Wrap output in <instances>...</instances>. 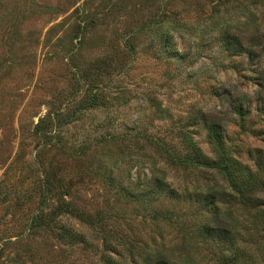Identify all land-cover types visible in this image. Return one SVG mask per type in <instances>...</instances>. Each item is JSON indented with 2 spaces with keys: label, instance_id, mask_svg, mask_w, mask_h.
I'll list each match as a JSON object with an SVG mask.
<instances>
[{
  "label": "rangeland",
  "instance_id": "obj_1",
  "mask_svg": "<svg viewBox=\"0 0 264 264\" xmlns=\"http://www.w3.org/2000/svg\"><path fill=\"white\" fill-rule=\"evenodd\" d=\"M231 36L255 57L229 50ZM209 116L243 167L264 169V0H0V264H102L105 240L203 259L182 197L228 185L147 138L177 153L186 135L214 160ZM154 180L180 200L128 195Z\"/></svg>",
  "mask_w": 264,
  "mask_h": 264
},
{
  "label": "trees",
  "instance_id": "obj_2",
  "mask_svg": "<svg viewBox=\"0 0 264 264\" xmlns=\"http://www.w3.org/2000/svg\"><path fill=\"white\" fill-rule=\"evenodd\" d=\"M229 39L232 40L229 42V50H237L236 55L247 54L251 58L255 57L254 48L249 47L248 43L244 44L234 36ZM247 108L242 103L236 106L234 109L236 118L244 120L248 114ZM42 123L41 119L35 125L37 131H40ZM202 128L206 131L207 142L214 147V160L202 154L197 144L189 137H185L186 135L182 136L183 139L181 138L185 151H176L177 153H172L171 144L164 143L163 140L158 142L152 138L147 139L172 165L205 169L227 183V188L216 183L208 187L204 194L194 193L191 196L182 197V200L187 202L190 200L195 206L194 219L197 222L194 235L198 241V247H201L203 254L207 252V255L201 259L202 261L189 253L183 252L176 255L172 251H167L163 244H157L154 241L153 249L145 251L131 246L124 250V254H119L115 249H109V243L105 240L102 245L110 253L101 256L102 264H209L211 260H214L216 264H254V259L247 249L246 235L255 238L251 244L262 253L264 261V169L258 167L257 171L253 172L235 159V152L226 146L223 137L225 128L220 122L210 116L203 117ZM108 182H113V179L110 178ZM151 184L154 185L153 188L143 189L139 193L137 191L127 193L133 200L145 199L151 204L155 203L160 196L180 200L177 193L164 181L154 180ZM38 186H44L45 192H49L52 183L45 177ZM239 212L243 215L238 216ZM154 213L158 212L154 211ZM151 221L158 223L156 217H153ZM163 221H166L164 217ZM41 222L44 224L41 216L35 217V220L31 222L32 227H40ZM68 235L70 233H63L61 237L70 239Z\"/></svg>",
  "mask_w": 264,
  "mask_h": 264
},
{
  "label": "water",
  "instance_id": "obj_3",
  "mask_svg": "<svg viewBox=\"0 0 264 264\" xmlns=\"http://www.w3.org/2000/svg\"><path fill=\"white\" fill-rule=\"evenodd\" d=\"M218 1H223V2H225V1H228V0H218Z\"/></svg>",
  "mask_w": 264,
  "mask_h": 264
}]
</instances>
